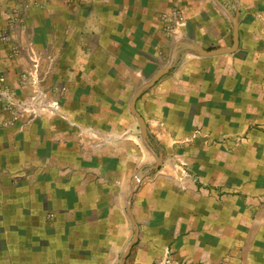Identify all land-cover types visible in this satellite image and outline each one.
<instances>
[{
  "label": "crops",
  "instance_id": "crops-1",
  "mask_svg": "<svg viewBox=\"0 0 264 264\" xmlns=\"http://www.w3.org/2000/svg\"><path fill=\"white\" fill-rule=\"evenodd\" d=\"M219 1L0 0V96L23 97L33 87L51 98L62 92L57 99L76 125L44 118L7 127L0 97V170L7 174L0 175V264L120 263L136 231L127 218L132 179L155 159L122 111L127 88L137 91L162 70L171 57L165 64L160 50L173 52L179 42L232 46L230 14L239 22L236 52L181 51L137 100L150 140L184 156L199 176L184 189L155 171L137 185L131 212L139 240L126 264H264V131L256 124L264 117V62H255L264 58V0ZM85 126L129 134L94 157L79 131ZM198 126L213 130L204 132L215 143L180 144ZM61 164L96 168L106 179L117 166L111 202L93 226L74 211L86 206L87 192L55 190L49 204L39 174L26 172Z\"/></svg>",
  "mask_w": 264,
  "mask_h": 264
},
{
  "label": "rangeland",
  "instance_id": "rangeland-1",
  "mask_svg": "<svg viewBox=\"0 0 264 264\" xmlns=\"http://www.w3.org/2000/svg\"><path fill=\"white\" fill-rule=\"evenodd\" d=\"M41 5L46 6L43 3ZM166 49L168 50V53L166 51V54L163 50H160V52H159V56H161V58L166 60V61H164L165 64L170 59V57L173 53L170 48H166ZM255 62L256 63L257 62H260V63L264 62V58H259V59L255 58ZM153 73L156 74L157 71H154ZM250 73L254 77H258V76L260 77V74H261V72H250ZM150 78H152V77L150 76ZM150 78L146 79V80H142L141 85L145 84L146 82H149L151 80ZM263 80H264V72H263ZM35 88L36 87L31 88V90H29L27 95H25L23 97L16 95L17 96L16 98L24 99L26 97H29L33 93ZM37 88L44 90L43 88H40V87H37ZM135 90H136V88H134V87L133 88H127V93L125 94V100L126 101L124 100L122 102V104L125 108L122 106V111L126 112V114L130 118H132L135 122H137V129H138V132L140 133V136H141L140 124L138 123L137 118L130 111V102L132 100L133 94H135V92H136ZM44 91H46V90H44ZM62 91H65V88H62ZM59 93H60V91H59ZM110 93L117 95V91L114 89H112L110 91ZM62 95H63V93L61 92L60 97L56 96V98H54V99L60 98V100H61ZM262 95L264 96V93ZM49 97H51L50 94H49ZM249 100L251 101V104H256V103H253V101H255L254 99H250V97H249ZM8 105H10V107H12V109H10V110L5 109V112L9 113V118H7L5 120V125L7 127L14 126L15 122H17L19 120H24L26 122V124L28 125V124L33 123V122L38 121V120H44V118L58 119L61 122H63L64 124H68V125H71L72 127H76V125L74 126L71 124V119H69L68 111L64 108L62 103H61V106H62L61 116H48V117L42 116V117H36V118L33 116H30V115H26V116L17 115L14 106L11 103L10 104L8 103ZM1 107L4 108V104ZM263 112H264V106H263ZM258 120H259V122L256 124L261 125L260 126L261 129L264 131V117L259 118ZM72 122L75 124L77 123L74 120H72ZM195 130L213 131V130L207 129L205 127H202V126H198L194 129H192L189 132V135L187 137L191 136ZM79 131H80L82 137L85 138L86 140H88L89 144L92 146L91 147L92 149L90 150V152H92V153H90V154L94 153L93 154L94 157H95V151H100L104 145H112L115 143L118 144L121 140L120 138L122 137L121 134H126V133H127V135L129 134L128 129L124 130L125 133L121 132V134H120L119 132L112 131V130H108V131L98 130L96 126H85V129L79 130ZM247 133L248 132H246V134H244V135H238L236 139H238V137H242V138L246 137ZM109 135H111L112 137H110ZM139 138L141 139V137H139ZM184 140H185V138L180 142V144H182L186 147L198 145V143L196 141L185 144L183 142ZM238 140L241 141V138ZM225 141H226V138H223L220 140V142H222V143H225ZM111 147L115 148V146H111ZM159 151H160L159 153H162L165 158H164L163 164L161 165V167L158 171H163L162 174L167 176V178L170 180V182H172L174 184H178L181 186V188L185 189L186 182L181 183L178 179L179 178V169H180L179 166L181 165L180 164L181 162L186 164V168H189L188 172H190L191 177H193L194 174L199 176V174H197L196 172H194L192 170L189 161L184 156H182L181 154H178L176 152L175 154L167 155L166 152H164L163 150L159 149ZM179 152H180V150H179ZM73 153L77 154L80 152H77V150L74 149ZM83 154H84V152H83ZM86 157L90 158V155L86 154ZM155 162H156V158L154 159V162L151 164H154ZM42 167H43L42 169H39V168L33 169V167H27L26 168L27 174H36V175L39 174V177H40L39 181H41L40 182V184H41L40 190L43 189V192L41 193V195L44 197H46V196L50 197V199L47 200L48 203L50 201H51V203H53V202L56 203V200H54L55 199V192H54L55 190H58V192H63V193H65V191H67L71 195L82 193V192L83 193L87 192L89 197H88V199H86V202H83L84 205H86V206L83 208V210L80 209L78 211V210L74 209V211L77 212V215L80 216V219L82 218L80 214H82V215L84 214L83 219H87L88 221H91L89 223L92 224V226H93L92 220L93 219L95 220L96 213L98 212V210L102 213V211L106 210V207L111 202V199H112L111 193L114 192L112 183L114 182V179L116 177L115 176V169L117 168V166H115L113 168L111 177L108 176L107 179H106L105 174L101 173V171L96 169V168H94V170H92V171L83 173L82 171H80L79 169H76L75 167L65 166L62 164L58 165V167L54 166L53 168L52 167L46 168L44 166H42ZM0 175L6 176L7 174H6L5 170H0ZM80 177H81V179H80ZM188 178H190V177H186L185 181ZM78 180H80V181H78ZM85 180H86V183L81 182V181H85ZM11 181L14 183L15 181H17V178H13L11 176ZM76 181H78V182H76ZM106 183H108V184H106ZM48 185H49V187H47ZM105 185L108 186V187H106V189H105ZM50 187H51V189H50ZM60 190H62V191H60ZM51 191H53V192H51ZM79 206H80V204H79ZM114 218L117 219V217H114ZM127 218L129 220L131 226H134L132 224V222L130 221V217L128 215H127ZM90 235L92 236L93 234L89 233V236ZM90 239H92V238H90ZM42 244H43V242H42ZM123 254H124V252L120 254V257ZM118 264H120L119 261H118Z\"/></svg>",
  "mask_w": 264,
  "mask_h": 264
},
{
  "label": "water",
  "instance_id": "water-1",
  "mask_svg": "<svg viewBox=\"0 0 264 264\" xmlns=\"http://www.w3.org/2000/svg\"><path fill=\"white\" fill-rule=\"evenodd\" d=\"M217 3L221 5V2L219 0H215ZM230 19L233 23V45L228 47H216V48H211V49H206L202 47L201 45L195 43V42H179L175 49L173 50L171 60L170 62L160 71H158L152 79L144 84L141 88H139L135 94L132 97L131 104H130V111L131 113L137 118L138 123L140 124V130H141V138L145 146L154 154L156 158V162L154 164L145 166L141 168L137 174L133 177L132 179V188L128 200V207H127V213L129 214L134 226L136 227L135 235L133 240L130 242L128 248L124 252V254L121 257L120 264H126V259L128 258L129 254L131 253L132 247L134 244H136L139 240V229H138V224L134 219V216L131 212V202L136 190V187L138 184L141 183V181L148 175L152 174L154 171H158L163 164L164 161V155L162 153L156 152L151 143H150V138H149V133H148V128L147 124L143 118V116L139 113L136 107L137 100L139 97L143 94L145 90L148 88L152 87L155 85L164 75L169 73L171 68L173 67L174 62L178 58V55L181 51L185 52H192L194 54H197L199 56H216V55H222V54H232L237 51L239 47V42H240V36H239V22H238V16L230 14Z\"/></svg>",
  "mask_w": 264,
  "mask_h": 264
},
{
  "label": "built area",
  "instance_id": "built-area-1",
  "mask_svg": "<svg viewBox=\"0 0 264 264\" xmlns=\"http://www.w3.org/2000/svg\"><path fill=\"white\" fill-rule=\"evenodd\" d=\"M5 109H12L8 103L12 104L16 110L17 115L26 116L30 115L33 117H42V116H61L62 114V106L59 99H54L49 97V94L41 90L39 88H35L33 93L24 99H18L17 96L13 93H10L8 90H4L2 96ZM15 113V112H14ZM202 140L205 144L215 143V139H213L209 134L204 131L195 130L193 134L183 141L185 144ZM221 139H219L220 141ZM179 166V181L181 183L185 182L186 177H191L189 168H186V164L181 162Z\"/></svg>",
  "mask_w": 264,
  "mask_h": 264
},
{
  "label": "trees",
  "instance_id": "trees-1",
  "mask_svg": "<svg viewBox=\"0 0 264 264\" xmlns=\"http://www.w3.org/2000/svg\"><path fill=\"white\" fill-rule=\"evenodd\" d=\"M150 143H151V145H152L153 149H154L156 152H158V153H159V152H160V151H159V149H158V148H157V146H156V145L153 143V141H152V140L150 141Z\"/></svg>",
  "mask_w": 264,
  "mask_h": 264
}]
</instances>
